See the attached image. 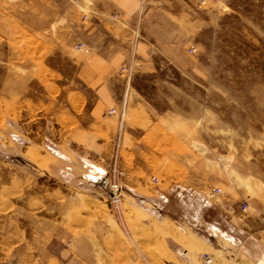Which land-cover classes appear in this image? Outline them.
<instances>
[{
    "label": "rangeland",
    "instance_id": "1",
    "mask_svg": "<svg viewBox=\"0 0 264 264\" xmlns=\"http://www.w3.org/2000/svg\"><path fill=\"white\" fill-rule=\"evenodd\" d=\"M97 1L0 0V264H158L149 233L134 226L148 224L152 207L217 220L221 205L244 213L242 203L264 199V0H164L154 9L138 32L149 55L139 51L130 79L118 78L128 103L108 155L80 137L71 143L61 125L70 112L90 118L76 45ZM39 110L44 134L26 122ZM14 130L22 147L73 144L106 176L116 165L118 206L107 188L92 198L52 172L10 165ZM134 170L138 189L129 190ZM214 188L221 193L211 196Z\"/></svg>",
    "mask_w": 264,
    "mask_h": 264
},
{
    "label": "crops",
    "instance_id": "2",
    "mask_svg": "<svg viewBox=\"0 0 264 264\" xmlns=\"http://www.w3.org/2000/svg\"><path fill=\"white\" fill-rule=\"evenodd\" d=\"M93 7L92 17L83 26V36L78 43V72L84 86L93 93V100L81 95L88 108L89 120L84 113H66L64 126L71 143L85 140L90 144V153L104 152L111 148L110 141L116 136L120 125L123 127L125 109L122 88L118 87L119 76H125L120 68L131 59L138 62V52L149 55V45L138 43V32L152 20L154 9L169 6L164 0H98ZM100 2V3H99ZM78 96V97H80ZM124 99V100H123ZM115 112L105 117L104 114ZM37 115V116H36ZM26 121L38 134H44L47 115L39 110ZM62 116V115H61ZM59 117L55 118L56 122ZM14 127L18 124L13 122ZM9 128H11L9 126ZM17 130V129H16ZM11 134L8 143V163L28 166L32 170L51 175L61 184L77 186L78 194L97 198L106 190V171L91 155L78 153L73 144L47 148L42 143H29L22 147L16 135ZM80 137V138H79ZM20 146V147H19ZM70 147V148H68ZM16 155L23 159L19 164ZM108 155V154H107ZM14 161V162H13ZM127 188L138 189L135 170ZM79 185V186H78ZM72 188V191L74 190ZM81 186V187H80ZM169 190V185H159L153 190L157 196ZM146 211V210H145ZM147 223L134 226L149 233L151 255L158 264H202L201 256L208 254L211 264H264V199H254L247 210L221 205L217 220L192 221L189 214L172 216L160 207H152Z\"/></svg>",
    "mask_w": 264,
    "mask_h": 264
},
{
    "label": "built area",
    "instance_id": "3",
    "mask_svg": "<svg viewBox=\"0 0 264 264\" xmlns=\"http://www.w3.org/2000/svg\"><path fill=\"white\" fill-rule=\"evenodd\" d=\"M78 49H84V44L83 43H78L77 45ZM190 53L195 51V48H189L188 49ZM132 70H133V59H131L127 64L123 65L120 68V72L123 73L126 78L129 80L132 74ZM125 109V103H123L122 106V111ZM115 112L114 109H111L108 111V114H113ZM119 130H122V126L120 125ZM115 164H116V159H115ZM106 188L109 192V199L110 202L114 205V206H118V204L121 201L122 198V185L119 181V178L117 177V168L116 165L113 166L112 171L108 174V176L106 177ZM221 193V190L218 188H214L211 196H215V195H219ZM240 210L242 212H245L247 210V204L246 203H242ZM201 260H202V264H211L212 259L208 254H203L201 256Z\"/></svg>",
    "mask_w": 264,
    "mask_h": 264
}]
</instances>
